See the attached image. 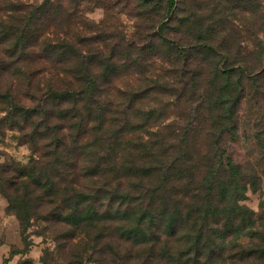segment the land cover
I'll list each match as a JSON object with an SVG mask.
<instances>
[{
	"label": "rangeland",
	"instance_id": "rangeland-1",
	"mask_svg": "<svg viewBox=\"0 0 264 264\" xmlns=\"http://www.w3.org/2000/svg\"><path fill=\"white\" fill-rule=\"evenodd\" d=\"M26 6L45 8L48 18ZM163 41L174 42L176 54L191 55L182 80L196 82L187 87L195 105L177 100L181 65ZM205 43L212 53L199 50ZM79 66L88 67L95 82H109L102 100L110 103L109 119L125 114L124 141L150 147L189 133L194 159L208 151L214 164L218 155L222 164L229 155L240 167L245 190L238 205L255 225L230 231L220 216L208 233L212 242L206 244L204 234L196 259L184 253L181 264H264V0H0V264H171L159 252L164 236L148 259L145 247L125 238L110 195L93 199L111 175L92 178L82 156L67 164L78 119L68 115L66 93ZM207 82L245 84L236 130L222 138L210 137L204 109L194 111ZM219 178L215 195L234 180ZM151 180L141 186L153 187ZM121 181L123 189L131 182ZM74 190L86 197L76 198ZM184 199L192 204V195ZM185 242L179 230L168 239L169 251Z\"/></svg>",
	"mask_w": 264,
	"mask_h": 264
},
{
	"label": "trees",
	"instance_id": "trees-1",
	"mask_svg": "<svg viewBox=\"0 0 264 264\" xmlns=\"http://www.w3.org/2000/svg\"><path fill=\"white\" fill-rule=\"evenodd\" d=\"M28 8L32 7H25L26 10ZM39 8H32L31 15L40 11L41 16L47 19L48 16L44 14L45 8ZM20 40L22 45H25L27 38L22 37ZM163 42L162 45H165L171 55L180 50L174 42ZM151 43L152 41L146 47H153ZM133 46L129 45L127 48ZM206 46L205 43V46H200L199 50L201 52L204 50L207 54L212 53V50ZM176 55V61L181 65L178 89L180 94L176 98L177 100L184 98L190 105H195L194 98L187 97V87L189 84L195 86L196 82L182 80L183 71L189 66L191 55ZM202 60L203 64H208L206 58ZM74 75L77 82H73L74 84L69 82L66 98L72 107L68 115H74V119H78L76 125L71 128L74 132L70 136L76 148L66 149L67 164L72 167L75 160L82 156L92 165V178L99 175L112 176L111 180L107 177L102 181L93 199L96 200L97 195L101 193L110 195L109 201L116 206L113 212L116 220L121 224L120 228L125 231V238L134 246L145 247L149 254L148 259L153 258L151 257L153 250L163 236L165 241L159 252L162 257L168 258L171 264H181L184 253L193 252L196 259L201 252L203 235H208L205 240L206 244H210L212 240L208 233L212 230V225L219 224L222 215L230 231L255 225L254 220L246 215L250 212L238 205L245 189L243 183L240 184L243 178L241 180L237 178L240 167L231 162L229 155L228 159H225L227 161L225 164L220 162L221 155H218L219 162L214 164L215 156L208 151L205 155L196 156L194 159L188 150L189 133L175 135V138H172V135L168 136L169 141L173 143L165 142L159 145V142H156L151 143L150 147L141 143L132 145L128 139L124 141L128 136L123 130V126L128 122L125 114H119L121 116L119 119H109L110 103L102 100L103 85L109 82H95L90 69L84 66H79ZM244 91V82L220 84L207 82L194 111L197 113L202 108L206 112L204 115L210 123V137L216 135L222 138L223 135L236 130V121L233 118L236 116L237 106L242 100ZM257 96L258 91H255L253 97ZM116 122L120 126L113 130L111 125ZM82 140H84L83 147L79 148L77 144ZM123 143L126 147L122 148ZM175 143L180 144L181 150H177ZM157 148L159 149L157 153L152 152ZM173 153L177 156L167 160V156ZM132 154L137 156L133 157ZM195 161L196 163L193 164ZM202 168L206 169V172L202 180L197 183V174ZM223 174L234 179L231 181L232 188L229 190L220 186L215 195V187L219 185V177ZM122 179L131 181L126 189H123ZM143 179H152L156 184L153 187L141 186L140 181ZM111 181L116 182V185L111 186ZM73 192L76 198L86 197L76 190ZM191 195L192 204H185L184 198ZM215 197H219L217 205L214 204ZM93 199L91 198L88 203L94 205ZM83 203L86 204V201ZM79 205L80 203L77 202L74 209ZM219 205L224 206L222 211H219L217 207ZM179 230L183 232L186 242L183 249L172 253L169 251L168 239L177 235Z\"/></svg>",
	"mask_w": 264,
	"mask_h": 264
}]
</instances>
